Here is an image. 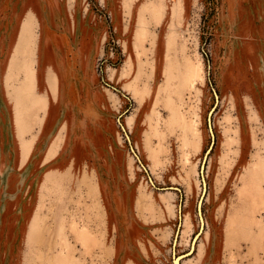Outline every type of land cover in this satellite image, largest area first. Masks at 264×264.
<instances>
[{
  "label": "rangeland",
  "instance_id": "374dc122",
  "mask_svg": "<svg viewBox=\"0 0 264 264\" xmlns=\"http://www.w3.org/2000/svg\"><path fill=\"white\" fill-rule=\"evenodd\" d=\"M207 153L182 264H264V0H0V264H174Z\"/></svg>",
  "mask_w": 264,
  "mask_h": 264
},
{
  "label": "water",
  "instance_id": "95a60500",
  "mask_svg": "<svg viewBox=\"0 0 264 264\" xmlns=\"http://www.w3.org/2000/svg\"><path fill=\"white\" fill-rule=\"evenodd\" d=\"M208 121H209V126H210V130H211L212 136L214 137L213 131H212V126H211V114H210V116L208 118ZM207 161H208V153L205 155L204 160H203L202 165H201V169H200V172H201V175H202L203 184H204V191H203L202 196L200 197V200L198 202V213H199V217H200V230L196 234V236L194 237L190 250L188 252H186V253L179 254V255L175 254V246H176L177 239H178V234H179L178 231H177L176 237H175V240H174V246H173L174 247V257H173L174 264H182L183 258H185L186 256L190 255L195 250L196 242L200 238V235L202 234V232L204 231L205 220H204V217H203L202 205L204 203V198H205L206 189H207V184H206L205 175H204Z\"/></svg>",
  "mask_w": 264,
  "mask_h": 264
}]
</instances>
